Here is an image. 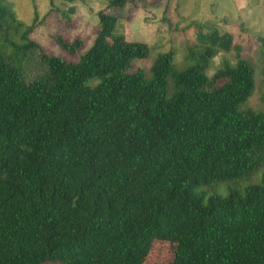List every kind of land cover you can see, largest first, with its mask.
Masks as SVG:
<instances>
[{"label":"trees","instance_id":"obj_1","mask_svg":"<svg viewBox=\"0 0 264 264\" xmlns=\"http://www.w3.org/2000/svg\"><path fill=\"white\" fill-rule=\"evenodd\" d=\"M15 20L0 4V41ZM117 26L101 11L69 61L44 53L32 25L19 47L41 49L46 73L31 81L0 52V264H145L155 241L173 247L169 264H264V114L242 109L254 67L238 53L210 76L233 43L214 31L184 69L171 51L135 69L149 46ZM260 167L261 184L215 192Z\"/></svg>","mask_w":264,"mask_h":264},{"label":"rangeland","instance_id":"obj_2","mask_svg":"<svg viewBox=\"0 0 264 264\" xmlns=\"http://www.w3.org/2000/svg\"><path fill=\"white\" fill-rule=\"evenodd\" d=\"M0 4L8 6L16 16L14 23L4 24L5 28L12 29L8 42L0 41V52L24 70L29 81L46 73L41 49H29L25 53L19 47L27 43L23 35L32 25L29 38L40 44L44 53L73 61L92 45L99 29V13L115 15L118 17L116 33L149 46V56L133 63L135 69L146 71L159 54L168 51L174 54L175 66L184 69L195 63L189 58L191 51L199 54L202 50L200 34L229 33L233 38L231 49L220 51L211 60L207 72L214 75L226 61L235 64L238 53L246 58L255 70V89L242 109L264 114V60L259 40L264 36V0H128L122 9L109 8L108 0H0ZM70 8L75 12H70ZM0 34L4 33L0 31ZM58 36L68 42L82 39L84 45L69 53L58 44ZM262 174L260 167L251 177L235 181L237 185L220 182L213 187L216 193L226 196L227 185L229 189L237 186L243 191L248 186L261 184ZM172 254L170 243L155 241L145 264H169Z\"/></svg>","mask_w":264,"mask_h":264}]
</instances>
